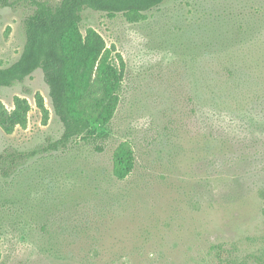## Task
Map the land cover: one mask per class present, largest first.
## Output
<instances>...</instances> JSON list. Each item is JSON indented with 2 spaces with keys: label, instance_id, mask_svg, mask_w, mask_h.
<instances>
[{
  "label": "rangeland",
  "instance_id": "rangeland-1",
  "mask_svg": "<svg viewBox=\"0 0 264 264\" xmlns=\"http://www.w3.org/2000/svg\"><path fill=\"white\" fill-rule=\"evenodd\" d=\"M8 1L0 68L19 59L32 11ZM88 28L125 64L96 137L54 148L64 126L40 69L0 90L9 110L16 96L32 106L26 128H0V155L35 152L0 166V264H264V0H166L138 23L85 10ZM122 142L136 158L123 181Z\"/></svg>",
  "mask_w": 264,
  "mask_h": 264
},
{
  "label": "trees",
  "instance_id": "trees-1",
  "mask_svg": "<svg viewBox=\"0 0 264 264\" xmlns=\"http://www.w3.org/2000/svg\"><path fill=\"white\" fill-rule=\"evenodd\" d=\"M165 1L31 0L32 11L23 21V51L15 63L0 68V90L22 83L40 69L54 113L64 126V133L54 148L66 147L79 137H96L95 126L107 128L119 107L125 64L115 46H108L97 30L88 28L82 32L83 12L92 10L109 17L122 14L129 23H138L146 19L147 12ZM0 6L14 4L0 0ZM35 99L45 125L49 111L39 94ZM31 111L29 101L19 96L14 97L11 110L0 101V128L8 135L18 127L26 128ZM34 154V151L29 154L6 151L0 155L1 169L14 170L16 161ZM135 165L130 142L120 143L113 154L114 177L121 181L127 179Z\"/></svg>",
  "mask_w": 264,
  "mask_h": 264
}]
</instances>
